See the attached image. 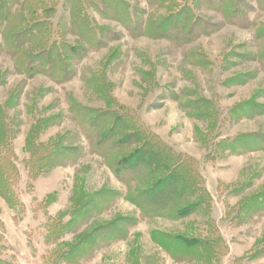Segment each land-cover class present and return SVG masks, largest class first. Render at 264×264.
Instances as JSON below:
<instances>
[{"label":"rangeland","instance_id":"1","mask_svg":"<svg viewBox=\"0 0 264 264\" xmlns=\"http://www.w3.org/2000/svg\"><path fill=\"white\" fill-rule=\"evenodd\" d=\"M116 1L98 7L109 12ZM131 1L135 29L141 11L169 14ZM221 1L169 0L173 12L187 8L189 19L174 16L166 35L153 38L89 5L84 13L100 30L81 36L60 0L51 41L96 47L68 61L69 80L60 81L62 64L55 75L18 72L0 50V160L16 194L15 204L0 195V257L17 264H214L188 247L216 226L219 264H264V0H228L229 11L215 6ZM86 114L106 121L111 150L91 151L96 137ZM125 122L188 158L187 173L192 166L209 192L205 211L193 202L180 206V218L141 211L164 207L176 182H136L148 151L134 144L137 133ZM29 142L56 144L64 158L43 161L45 172L32 178Z\"/></svg>","mask_w":264,"mask_h":264},{"label":"trees","instance_id":"2","mask_svg":"<svg viewBox=\"0 0 264 264\" xmlns=\"http://www.w3.org/2000/svg\"><path fill=\"white\" fill-rule=\"evenodd\" d=\"M115 1L116 0H62L66 7L68 6L69 10L71 11V26L72 29H74L73 31L77 32V34L81 36H90L91 34L93 35V33L97 34L96 31L100 30V27L97 26L95 20L94 23L91 24L89 17L84 13L85 7L87 5H89V7L93 6L94 8H97L102 14L107 15L108 18L113 17L117 18L118 21H123L127 28L132 29L131 31L134 35H142V33H144L153 38H160L166 35L164 31L168 29H165L167 28L165 24L174 16L185 15L183 20L186 21L189 19V17L186 16V12L189 11L187 8H184L179 12H173L170 7H168L169 0H147L148 4H154L155 7L161 5L163 8L169 9V14L162 16L161 18L158 17V13L157 16L151 14L150 16L145 17L146 11L145 14L144 11H141V17L139 20L142 24L140 25L141 29H144V32L140 31V28H136L138 29L137 31H140L137 32L136 29L132 27V18H135L133 13L135 7L131 4V0H122L120 5H114L113 7H110L109 12L107 9L100 10L98 7L101 4H112ZM59 2L60 0H0V35L3 39V45L0 46V50H4L13 57L16 65L15 68L18 72L21 71V73H26V75L32 76L33 74L35 75L40 72H45L46 70V72H49V74L55 75L57 64H62L64 66L61 71L63 73L60 75V81L69 80L73 77V75L70 73L71 65L68 63V61H77L78 57L83 55L85 52L87 53V48H91L92 46L96 48L90 40L86 41L88 44V46H86L87 48L72 46H69V48L67 46V42L65 41L61 42V46L59 48L56 41H51V36L53 35L51 29H56V24L54 21L57 17V9L60 4ZM228 2V0H222L220 4L217 2L219 5L216 4L215 6L218 8L220 7L225 11H229L230 5ZM177 12L178 14H175ZM57 26H59V24H57ZM59 27L61 29H66L62 23ZM150 28L151 31H147L148 29L150 30ZM103 32L107 31L103 30ZM59 34L62 36L66 35V33ZM63 46H66V48ZM73 50H76L77 52L74 53ZM77 115L84 118L83 114L77 113ZM94 116L95 115L92 117L89 114H86V121H83V123L85 122V124L88 125V127L92 130V134L94 133V136L96 137V143H91L92 146L90 149L93 152L95 151L93 146L100 149L105 146L111 150L114 143H112L113 138H107V131L104 132L106 121H104V119L100 120ZM105 118H108V115H106ZM113 118L115 120L120 117L115 115ZM125 124H128V122H125ZM128 127L131 128L129 124ZM36 129L39 130L38 125L36 126L35 130ZM90 129L89 132L91 133ZM133 131L136 133L138 132L137 130ZM109 132L110 130H108L107 133ZM121 138L122 137H120V139ZM137 139L138 140H136L134 144H142L141 146L145 147V149L148 151V157L146 162L143 160L141 164V168L139 169V177L134 176V178L137 179L136 182H140L142 180L147 181L148 179L153 180L159 176L160 178H158L155 182L153 181L155 184L160 182L163 183L168 181V179L171 180V182H173V180L176 182L175 191L173 190L171 191L172 193H170L173 195L174 192L175 197L173 198L171 196L164 207L161 206L162 208L159 207L158 209H149L145 206H141V211H143L146 215L151 214L152 216L165 217L177 216V218H180L183 212L179 210L180 206L189 202H193L195 204L194 207L199 205L202 206V208L198 207L199 211H205L206 205L204 204H209V192L206 187L201 186V183L203 182L202 177L192 166L190 167V173H187L186 169H188L190 166L187 165L188 158L182 154H179L178 152H174L173 149L171 150V148L165 144L166 142L163 141L162 138H157L156 135L153 136L150 134L146 135L144 133H137ZM90 141L94 142L92 137H90ZM28 145L31 149V161L29 162V166L31 173L30 175H32V178H35L36 175L45 172V168L40 165V163L43 161L48 162L47 164H57L63 160L62 158H64L62 155L63 151H61V149H59V147H57L58 145L56 144L38 145L34 144L33 142H29ZM155 145L157 146L156 149H154ZM136 157H138V155ZM4 163L5 162L0 160V172L4 170V172L0 173V195L4 197L9 203L15 204L16 194L15 192H11L9 187V173H6L7 164ZM132 196L135 200L139 197L137 195ZM174 202H176V207L179 210H177V213L172 211L170 208V204ZM139 204L141 203L139 202ZM64 226L65 223H63L62 227ZM208 230L209 235H207L204 240L196 239L191 241L192 243L194 242L193 245L187 243L185 244L186 246L190 245L188 250L194 248L196 250L198 248L199 251L204 254L205 259L207 256L210 258H215L214 264H219V258L222 254L219 253L218 250V239L220 238L221 234L216 226H209ZM12 260L13 259L11 258V261H7L6 258L0 257V264H17L15 260Z\"/></svg>","mask_w":264,"mask_h":264}]
</instances>
